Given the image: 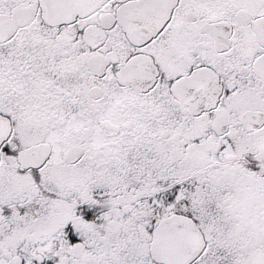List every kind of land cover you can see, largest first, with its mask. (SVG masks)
Instances as JSON below:
<instances>
[{
  "label": "snow or ice",
  "instance_id": "6c2138e0",
  "mask_svg": "<svg viewBox=\"0 0 264 264\" xmlns=\"http://www.w3.org/2000/svg\"><path fill=\"white\" fill-rule=\"evenodd\" d=\"M0 264H264V0H0Z\"/></svg>",
  "mask_w": 264,
  "mask_h": 264
}]
</instances>
